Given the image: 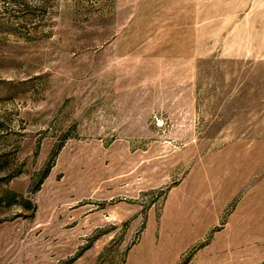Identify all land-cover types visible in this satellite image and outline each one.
I'll return each instance as SVG.
<instances>
[{"label": "rangeland", "instance_id": "rangeland-1", "mask_svg": "<svg viewBox=\"0 0 264 264\" xmlns=\"http://www.w3.org/2000/svg\"><path fill=\"white\" fill-rule=\"evenodd\" d=\"M0 264H264V0H0Z\"/></svg>", "mask_w": 264, "mask_h": 264}]
</instances>
